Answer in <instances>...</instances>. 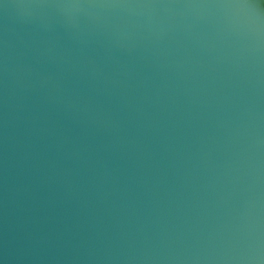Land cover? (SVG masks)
I'll return each mask as SVG.
<instances>
[{
  "label": "water",
  "instance_id": "1",
  "mask_svg": "<svg viewBox=\"0 0 264 264\" xmlns=\"http://www.w3.org/2000/svg\"><path fill=\"white\" fill-rule=\"evenodd\" d=\"M0 264H264V0H0Z\"/></svg>",
  "mask_w": 264,
  "mask_h": 264
}]
</instances>
